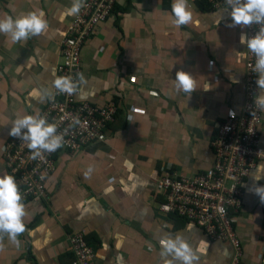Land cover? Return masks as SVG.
<instances>
[{"label":"crops","instance_id":"1","mask_svg":"<svg viewBox=\"0 0 264 264\" xmlns=\"http://www.w3.org/2000/svg\"><path fill=\"white\" fill-rule=\"evenodd\" d=\"M73 2L0 0V18L38 11L48 25L17 43L0 33V176L9 175L2 146L13 122L40 114L51 99ZM172 4L115 0L84 44L78 100L99 106L113 100V121L98 141L56 150L47 195L22 200L25 231L19 245L3 236L0 264H71L69 237L76 233L92 248V264H164L171 257L161 254L160 240L177 234L196 252L195 264L231 263L229 243L210 241L193 224L158 210L153 177L167 170L191 177L210 168L209 138L225 113H241L246 101L248 51L240 43L246 30L228 27L229 10L207 0H188L192 19L177 27ZM179 70L197 82L190 95L176 88ZM259 145L264 149V133ZM255 170L242 187L238 264H264V203L249 190ZM255 183L264 185V178Z\"/></svg>","mask_w":264,"mask_h":264},{"label":"built area","instance_id":"2","mask_svg":"<svg viewBox=\"0 0 264 264\" xmlns=\"http://www.w3.org/2000/svg\"><path fill=\"white\" fill-rule=\"evenodd\" d=\"M207 1L214 6H224L230 12L226 0ZM114 4L115 0H83V6L74 13L60 42V60L55 66L54 80L70 76L75 90L69 94L53 86L51 99L39 114L49 124H55L56 134L63 137L58 149L75 151L98 141L113 121L117 109L113 100L99 106L78 98L81 76H84L82 48L95 34L96 28L112 14ZM243 27L246 35L251 37L260 26ZM247 51L246 101L241 113H225L209 138V150L213 156L210 168L191 177L169 170L153 177L154 192L162 199L158 210L193 224L210 241L229 243L235 253L230 264H238L241 253L237 225L241 219L244 181L258 165H264V149L259 145L264 133L262 109L255 103L259 94L256 84L259 74L254 71V54ZM27 143L10 135L2 146L4 163L8 174L15 179L22 200H43L47 195L46 183L55 170L56 151H42L40 156L33 158ZM69 244L71 264H92L93 250L81 233L70 235Z\"/></svg>","mask_w":264,"mask_h":264},{"label":"clouds","instance_id":"3","mask_svg":"<svg viewBox=\"0 0 264 264\" xmlns=\"http://www.w3.org/2000/svg\"><path fill=\"white\" fill-rule=\"evenodd\" d=\"M230 9L233 26L259 25V30L251 37L245 33L240 35V43L246 45L247 49L256 58L254 71L259 75L256 84L261 90L256 96L255 103L258 108L264 109V0H226ZM83 6V0H74L70 12L78 13ZM172 14L177 27L188 24L191 19V11L188 0H173ZM219 23V21H218ZM47 21L42 12L30 11L16 18L5 15L0 18V33L10 36L13 43L27 40L30 36L40 35L47 29ZM238 55H243L238 53ZM81 79L83 77L81 76ZM176 88L189 95L197 89V82L189 73L179 70L176 72ZM54 86L61 92L71 94L75 90V84L70 76L57 77ZM204 90H209L207 84ZM9 135L27 141V147L32 150L33 158L41 155L42 151L53 152L62 146L63 137L56 134V125L49 124L40 116L23 115L17 118L9 130ZM92 168L89 167L85 175H89ZM253 176V185L250 191L257 195L261 203H264V185L255 183L264 178V165H258ZM218 211H223L218 209ZM25 207L22 203V196L18 190L15 179L11 175L0 176V240L6 234L9 240L17 245V236L25 231L24 217ZM162 255L170 256L164 264H195L198 256L190 247L189 243L180 234L175 237L165 236L160 240ZM2 248V244H0Z\"/></svg>","mask_w":264,"mask_h":264},{"label":"trees","instance_id":"4","mask_svg":"<svg viewBox=\"0 0 264 264\" xmlns=\"http://www.w3.org/2000/svg\"><path fill=\"white\" fill-rule=\"evenodd\" d=\"M84 239H85V237H84ZM85 241L87 242V240L85 239ZM87 244H88V242H87Z\"/></svg>","mask_w":264,"mask_h":264}]
</instances>
